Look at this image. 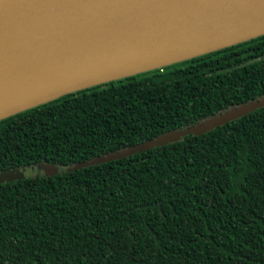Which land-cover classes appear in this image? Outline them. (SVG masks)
<instances>
[{
  "label": "trees",
  "instance_id": "trees-1",
  "mask_svg": "<svg viewBox=\"0 0 264 264\" xmlns=\"http://www.w3.org/2000/svg\"><path fill=\"white\" fill-rule=\"evenodd\" d=\"M264 98V34L0 120V264H264V105L201 134L73 169Z\"/></svg>",
  "mask_w": 264,
  "mask_h": 264
},
{
  "label": "water",
  "instance_id": "water-1",
  "mask_svg": "<svg viewBox=\"0 0 264 264\" xmlns=\"http://www.w3.org/2000/svg\"><path fill=\"white\" fill-rule=\"evenodd\" d=\"M264 34V0H0V120L94 85L167 66ZM264 98L67 171L197 135ZM0 171V183L25 177ZM38 172L57 174L39 163Z\"/></svg>",
  "mask_w": 264,
  "mask_h": 264
},
{
  "label": "flooded vegetation",
  "instance_id": "flooded-vegetation-1",
  "mask_svg": "<svg viewBox=\"0 0 264 264\" xmlns=\"http://www.w3.org/2000/svg\"><path fill=\"white\" fill-rule=\"evenodd\" d=\"M37 165H38V164H37ZM28 169H29V170H34V169H36V173H35L34 175H37V174H39V173L41 172V171L38 172V170H37V166H35V167L32 166V167H30V168H25L24 173H25V171L28 170ZM25 176H27L26 173H25Z\"/></svg>",
  "mask_w": 264,
  "mask_h": 264
},
{
  "label": "rangeland",
  "instance_id": "rangeland-1",
  "mask_svg": "<svg viewBox=\"0 0 264 264\" xmlns=\"http://www.w3.org/2000/svg\"><path fill=\"white\" fill-rule=\"evenodd\" d=\"M25 173H26L27 176H32V175H34L36 173V169H34V170H29L28 169V170L25 171Z\"/></svg>",
  "mask_w": 264,
  "mask_h": 264
}]
</instances>
